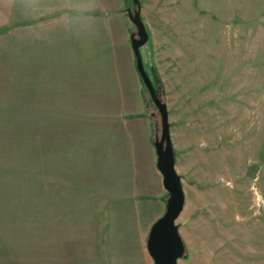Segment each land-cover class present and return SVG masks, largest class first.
Segmentation results:
<instances>
[{
	"label": "rangeland",
	"instance_id": "obj_1",
	"mask_svg": "<svg viewBox=\"0 0 264 264\" xmlns=\"http://www.w3.org/2000/svg\"><path fill=\"white\" fill-rule=\"evenodd\" d=\"M138 1L184 191L177 264H264V0ZM112 7L96 64L91 50L89 64H65L62 47L55 64L16 51L0 64V264H153L146 239L168 193L141 195L134 170L140 159L151 184L136 152L160 116L120 37L136 5Z\"/></svg>",
	"mask_w": 264,
	"mask_h": 264
},
{
	"label": "crops",
	"instance_id": "obj_2",
	"mask_svg": "<svg viewBox=\"0 0 264 264\" xmlns=\"http://www.w3.org/2000/svg\"><path fill=\"white\" fill-rule=\"evenodd\" d=\"M124 3V0H0V64H3V60L6 59L5 54L15 51L20 64L25 61V53H32V64H42L41 59H43V64H55V53L61 51L60 47L63 48L65 54V64H83V62L89 64L86 56L90 50L94 53H92V57H95L93 62L96 64V61H100L99 58L103 57L107 31L108 33L114 31L113 27L110 29L111 25H109L112 20L107 22L109 14L106 12L112 10V6L119 7ZM120 18L123 22V27L120 28L122 33L120 37L123 38L126 49L129 50L131 47L129 19L128 16ZM55 19L63 20L65 28L54 33L50 31L48 34L50 40L43 44L35 39L31 43L24 41L26 33L30 31L35 33V29H31V27ZM106 26L108 27L106 28ZM118 30L116 29V31ZM13 35L20 38V40L17 38L15 50L12 45L7 46L9 36ZM46 43L47 48L44 47ZM45 52L48 53L47 60L41 56ZM130 52L133 58L132 49ZM132 64H135V59ZM147 127H149V131L141 140L143 144L140 150L136 143L138 149L136 153L138 159L141 155L148 157L146 162L148 170L152 174V181L148 185L141 182L143 167L140 159L135 164V174L139 175L135 179L138 182L136 184L141 195L159 196L160 198L163 197V192L158 191L164 188H162L161 174L156 167L153 132L149 122Z\"/></svg>",
	"mask_w": 264,
	"mask_h": 264
},
{
	"label": "water",
	"instance_id": "obj_3",
	"mask_svg": "<svg viewBox=\"0 0 264 264\" xmlns=\"http://www.w3.org/2000/svg\"><path fill=\"white\" fill-rule=\"evenodd\" d=\"M132 2L136 5V11L132 14L128 9L127 14L135 26L136 32L130 34V44L136 71L160 116L161 132L159 138L153 140V146L156 153V167L161 174L162 186L168 193L163 214L149 228L146 250L153 264H177L178 259L184 254V244L175 223L184 207V191L181 178L175 170L167 109L158 98L154 85L144 70L139 52V48L148 38L140 19V3L138 0H132Z\"/></svg>",
	"mask_w": 264,
	"mask_h": 264
},
{
	"label": "trees",
	"instance_id": "obj_4",
	"mask_svg": "<svg viewBox=\"0 0 264 264\" xmlns=\"http://www.w3.org/2000/svg\"><path fill=\"white\" fill-rule=\"evenodd\" d=\"M132 0H124V2L127 4V2H131ZM139 79H140V77H139ZM140 81H141V79H140ZM142 82V81H141ZM144 86V85H143Z\"/></svg>",
	"mask_w": 264,
	"mask_h": 264
},
{
	"label": "flooded vegetation",
	"instance_id": "obj_5",
	"mask_svg": "<svg viewBox=\"0 0 264 264\" xmlns=\"http://www.w3.org/2000/svg\"><path fill=\"white\" fill-rule=\"evenodd\" d=\"M135 36H137V35H135ZM159 138V137H158Z\"/></svg>",
	"mask_w": 264,
	"mask_h": 264
}]
</instances>
